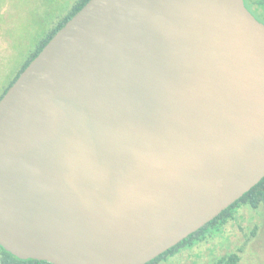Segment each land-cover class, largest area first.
<instances>
[{
  "label": "water",
  "instance_id": "1",
  "mask_svg": "<svg viewBox=\"0 0 264 264\" xmlns=\"http://www.w3.org/2000/svg\"><path fill=\"white\" fill-rule=\"evenodd\" d=\"M245 0H89L0 100V245L146 264L264 177V22Z\"/></svg>",
  "mask_w": 264,
  "mask_h": 264
},
{
  "label": "rangeland",
  "instance_id": "2",
  "mask_svg": "<svg viewBox=\"0 0 264 264\" xmlns=\"http://www.w3.org/2000/svg\"><path fill=\"white\" fill-rule=\"evenodd\" d=\"M76 1L0 0V97L40 39ZM246 3L264 22V8L257 10L249 0ZM232 253L239 254V264H264V211L261 208H240L236 217L220 229H207L204 240L181 248L157 264H213Z\"/></svg>",
  "mask_w": 264,
  "mask_h": 264
},
{
  "label": "trees",
  "instance_id": "3",
  "mask_svg": "<svg viewBox=\"0 0 264 264\" xmlns=\"http://www.w3.org/2000/svg\"><path fill=\"white\" fill-rule=\"evenodd\" d=\"M89 0H77L71 9L51 27V29L40 39L38 45L33 50L31 55L28 57L26 63L16 76L15 81L23 72V70L30 64V62L41 52L44 46L50 41V39L71 19ZM250 3L257 9L262 10L264 8V0H249ZM245 0L244 3H246ZM251 11L250 7L247 5ZM262 7V8H261ZM252 12V11H251ZM253 13V12H252ZM254 14V13H253ZM255 15V14H254ZM13 85V84H12ZM11 85V86H12ZM6 92V91H5ZM3 96V95H2ZM2 96L0 98H2ZM250 207L252 209L261 208L264 211V177L257 183L252 189L246 192L240 199L226 208L220 215L210 221L208 224L203 226L198 231L190 234L188 237L183 239L177 245H174L172 248L162 253L155 259L147 262L146 264H157V262L162 261L167 258L169 255L174 254L179 251L181 248L193 246L196 242L204 240L206 237V230L209 228L220 229L226 225L230 220H233L236 217V213L242 207ZM0 262L1 264H53L46 260H37V259H20L11 252L7 251L0 245ZM240 256L237 253H232L230 255L219 258L213 264H239Z\"/></svg>",
  "mask_w": 264,
  "mask_h": 264
},
{
  "label": "flooded vegetation",
  "instance_id": "4",
  "mask_svg": "<svg viewBox=\"0 0 264 264\" xmlns=\"http://www.w3.org/2000/svg\"><path fill=\"white\" fill-rule=\"evenodd\" d=\"M15 79H16V78H15ZM15 79L11 82V85L15 82ZM11 85L6 89V92H7V90L11 87ZM6 92L3 93V96L5 95ZM3 96H2V97H3ZM0 100H1V98H0Z\"/></svg>",
  "mask_w": 264,
  "mask_h": 264
}]
</instances>
